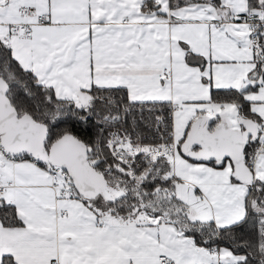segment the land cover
<instances>
[{"label":"snow or ice","instance_id":"snow-or-ice-1","mask_svg":"<svg viewBox=\"0 0 264 264\" xmlns=\"http://www.w3.org/2000/svg\"><path fill=\"white\" fill-rule=\"evenodd\" d=\"M0 264H264V0H0Z\"/></svg>","mask_w":264,"mask_h":264}]
</instances>
